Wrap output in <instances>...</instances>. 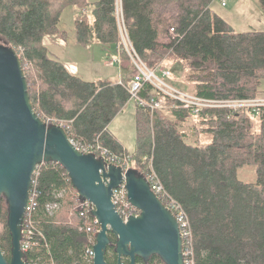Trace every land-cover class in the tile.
Segmentation results:
<instances>
[{"label": "trees", "instance_id": "obj_1", "mask_svg": "<svg viewBox=\"0 0 264 264\" xmlns=\"http://www.w3.org/2000/svg\"><path fill=\"white\" fill-rule=\"evenodd\" d=\"M119 2L135 52L150 69L179 63L180 75L192 87L171 75L178 88L214 99L264 95V30L236 31L212 9V0ZM258 2L264 10V0ZM171 3L177 6L174 34L159 42L154 11ZM117 4V0H0V42L18 51L33 107L44 120L63 125L77 144L99 142L109 154L131 156L108 128L131 100L132 63L120 44ZM68 6L79 10L74 19L77 43L121 47L120 81L83 80L51 56L43 38L58 31ZM162 96L145 82L134 100V167L152 171L168 198L184 211L194 264H264V107L255 117L249 108H207L198 114L181 106L152 109L151 98ZM189 119L201 125L198 134H207V141L201 142L198 135L188 139L183 126ZM245 166L254 168L253 181L238 177ZM30 193L35 205L23 227L31 226L34 233L26 259L31 264H87L86 250L93 239L85 227L92 218L75 208L79 200L65 169L54 162L40 164ZM52 202L60 205L49 212L46 205ZM0 247L8 258V227Z\"/></svg>", "mask_w": 264, "mask_h": 264}, {"label": "water", "instance_id": "obj_2", "mask_svg": "<svg viewBox=\"0 0 264 264\" xmlns=\"http://www.w3.org/2000/svg\"><path fill=\"white\" fill-rule=\"evenodd\" d=\"M61 165L78 200L89 201L99 224L94 235L92 264H107L105 251L115 237L120 257L145 261L152 254L165 264H185L183 237L177 217L151 189L143 172L133 166L106 162L94 152L78 149L63 125L44 120L34 109L25 68L18 51L0 42V201L6 204L10 256L0 247V264H31L21 248L22 226L36 168ZM124 185L136 214L122 218L113 202V189Z\"/></svg>", "mask_w": 264, "mask_h": 264}, {"label": "built area", "instance_id": "obj_3", "mask_svg": "<svg viewBox=\"0 0 264 264\" xmlns=\"http://www.w3.org/2000/svg\"><path fill=\"white\" fill-rule=\"evenodd\" d=\"M116 9L117 24L120 33V44L121 47L126 50L129 55V58L132 63V79L130 82V99H138V92L141 89L143 83L150 82L156 89H158L163 96L161 98L153 97L149 102V106L153 108H165L167 104L169 107L181 106L183 108L189 109L192 114H198L201 110L207 108H227L232 111H239L241 108H249L253 117L257 116L259 110L264 107V95L254 97V98H235V99H214L207 98L195 95L193 93L187 92L178 88L170 82L171 71L167 67L159 66L157 69H150L140 56L135 52L129 36L126 31V27L122 17V10L119 0ZM222 5L225 2L222 0L220 2ZM170 34H174V27L170 26ZM121 47L118 46L120 49ZM119 49L117 54L112 55L110 63L117 64L119 66L120 56ZM167 97L170 99V102L167 103ZM179 103V104H177ZM140 104H146L145 101L140 100ZM168 107V108H169ZM72 140V139H71ZM75 146L83 152H94L97 155H101L105 158L106 162H111L114 164L121 165L123 168L129 167V161L131 160L130 156L122 157L119 154H109L107 148L103 147L99 142L91 145H80L72 140ZM147 180L149 181L151 189L156 193V195L164 202V204L172 210L175 216L178 219L181 235L183 237V255L185 264H194L193 260V247L191 240V231L188 224L187 217L180 207L174 200L169 199L167 193L157 179L156 175L152 171L145 170L143 171ZM60 195V194H59ZM113 202L118 213L122 218H127L129 215L136 214L137 209L130 204L126 190L123 184L119 187L113 189ZM35 202L33 200V195L29 193V199L26 207V215L30 213L33 209ZM58 202L48 203L46 208L49 212H53L59 207ZM94 206L91 202L87 200L78 201L77 209L80 212V215L85 218H92L91 223L86 225L85 229L90 234V237L93 239L91 245L87 248L88 261L87 264H92L93 262V243L94 235L99 230V224L97 220L92 215L91 211ZM25 215V216H26ZM25 219V218H24ZM24 222V221H23ZM23 238L21 240V248L26 252L32 245V236L33 229L31 226L23 227L22 230Z\"/></svg>", "mask_w": 264, "mask_h": 264}, {"label": "rangeland", "instance_id": "obj_4", "mask_svg": "<svg viewBox=\"0 0 264 264\" xmlns=\"http://www.w3.org/2000/svg\"><path fill=\"white\" fill-rule=\"evenodd\" d=\"M222 0H212L211 7L217 12L220 16L225 17V19L228 20L229 23H232L234 27L237 30H249L254 29L252 27H260L253 22H257L256 18L254 17L256 15V11L252 9L253 5H256L257 8V16L260 17V14H264V10L262 9L260 3L258 0H223L225 2L224 5H222L220 2ZM67 8V7H66ZM72 6L68 7L66 11L63 12V17L60 21L61 27H63L68 35H71L72 33V17L71 11L73 10ZM261 12V13H260ZM264 16V15H263ZM154 23L156 27L161 28L163 31L166 32V34L169 37V28L170 26L174 25L176 26L177 22V6L175 3L168 4L166 6H158L154 11ZM249 22V23H248ZM246 23H248L246 25ZM258 29V28H257ZM260 29H264L263 26L260 27ZM166 35V38H167ZM165 36V35H164ZM81 48V47H78ZM87 52V51H86ZM68 53L70 55L73 54L71 50H68ZM80 59L86 58L88 55L85 53V51L80 52V55H77ZM90 57L91 54H90ZM107 54H105L102 58L99 57H92V60L95 62V64L92 65V70L94 71V74L92 75H99V77L109 76V73L111 72V68L105 67L103 64V59H106ZM109 57V56H108ZM110 59V58H109ZM110 64V62H107V64ZM108 64V65H109ZM166 64V65H165ZM164 65L169 68L172 75L176 77L177 82L179 84H189L185 79H183V75H180L181 66L179 63L173 62V64L165 63ZM164 65H160L162 67H165ZM116 69V65L113 66ZM170 82L175 85L172 82V78L170 79ZM176 86V85H175ZM188 86L192 87V84H189ZM261 89H264V80H262L261 83ZM134 104V100H130ZM169 104L165 108H168ZM131 111V109H130ZM130 111L127 110L126 112L122 113L116 119H114V122L110 125V130L114 134L115 137L121 139L122 143L124 145V148L127 149L129 154L131 155V160L129 161V166H133L137 164V160L133 157V152L135 151L136 146V131H135V120L133 117H131ZM115 118V117H114ZM113 120V119H112ZM111 120V121H112ZM185 125L183 126V130H185L186 134H188V139L192 140L191 138L197 137L201 140V142H205L208 139L207 134H198L199 128L201 129V125L197 124L195 125L193 120L189 119L185 121ZM195 126V128H194ZM196 131V133H195ZM124 157V156H122ZM149 164L145 166L147 168ZM238 177L244 181H253L255 179V171L254 168L251 166H245L238 172ZM60 194V193H59ZM2 202L1 206V212L2 216L0 218V237L6 235V204ZM78 202L75 205V208L77 209ZM58 209V208H57ZM5 213V215H4Z\"/></svg>", "mask_w": 264, "mask_h": 264}, {"label": "crops", "instance_id": "obj_5", "mask_svg": "<svg viewBox=\"0 0 264 264\" xmlns=\"http://www.w3.org/2000/svg\"><path fill=\"white\" fill-rule=\"evenodd\" d=\"M88 1L90 3H92V2H95L96 0H88ZM68 7H70V6H68ZM68 7L65 8L64 11H66V9H68ZM72 7H74V6H72ZM72 9L73 10H70L71 16H73L72 17L73 21L71 23L73 30H72L71 35H68L67 31L63 27L59 26L60 21L63 17V12H64L63 11L61 18H60V21H59V24H58V31L56 33H53V34H48L43 38V41H44L45 45L48 47L51 56L53 58L60 60L65 65V67H67L70 70V72H72L73 74H76L77 76H79L83 80L97 81L100 79H109L111 81H120L123 77V74H122L120 67L117 64H112V63H110V64L108 63L109 65L107 64V62H110L111 56L117 54L118 49H119L118 45L110 46V45L102 44L100 42H93V43L87 44L86 46H82L79 43H77L75 40V34H74V19H75V16L79 10L76 7L72 8ZM252 9L256 11V15L254 17L256 18L257 22H253L254 25H250V26H255V24H256L257 26H260V27L263 26V28H264V16H263L264 14H260L261 15L260 17L257 16V8H256L255 4L253 5ZM87 11L89 12V9ZM153 17H154V15H153ZM223 18H225V17H223ZM248 23H246V25ZM230 24L233 26V28L236 31H246V30H237L232 23H230ZM260 27H252V28H254L255 30H264V29H260ZM156 28L158 31L157 40L159 42H167L168 41V35L166 34V32L163 31L159 27H156ZM249 30H252V29H249ZM166 35H167V38H166ZM78 47H81V48H78ZM68 50H71L73 52V54L70 55V53H68ZM82 51H85V53H87V55H88L83 60L77 56V55H80V52H82ZM90 54L92 57L95 56V57H99V58H102L105 54H107L106 59H103V64L105 65V67L111 68V72L109 73V76L99 77V75H92V74H94V71L91 68H92V65L95 64V62L92 60V57H90ZM114 65H116V69L113 67ZM261 90H262V94H264V89H261ZM130 109H131V111H130ZM127 110L130 111L131 117H133L135 120V103L133 104L131 101H129L123 107V109L119 113H117L115 118H113V120L109 123V126H108L109 132L113 136H114V134L110 130L111 123L114 122V119H116V117H118L122 113L126 112ZM115 138L117 140H119L120 143H122L121 139H119L117 137H115ZM123 147H124V145H123Z\"/></svg>", "mask_w": 264, "mask_h": 264}, {"label": "flooded vegetation", "instance_id": "obj_6", "mask_svg": "<svg viewBox=\"0 0 264 264\" xmlns=\"http://www.w3.org/2000/svg\"><path fill=\"white\" fill-rule=\"evenodd\" d=\"M4 201V199H1ZM5 203V201H4ZM7 214V213H6ZM7 223V222H6ZM23 230V226H22ZM109 237L111 239V242L107 245L104 257H105V262L107 264H118L119 261V256L115 252L114 247H115V237L113 234H109ZM10 256V255H9ZM9 259V257L7 258ZM165 264L163 260L156 254H152L147 261H145L143 258L136 256L135 257V264ZM120 264H130V258L128 256L122 255L120 257Z\"/></svg>", "mask_w": 264, "mask_h": 264}]
</instances>
